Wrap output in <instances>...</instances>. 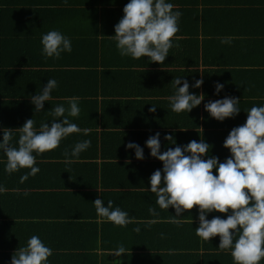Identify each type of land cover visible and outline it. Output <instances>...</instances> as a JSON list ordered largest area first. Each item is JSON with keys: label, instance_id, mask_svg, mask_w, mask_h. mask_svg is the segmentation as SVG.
Wrapping results in <instances>:
<instances>
[{"label": "crops", "instance_id": "obj_1", "mask_svg": "<svg viewBox=\"0 0 264 264\" xmlns=\"http://www.w3.org/2000/svg\"><path fill=\"white\" fill-rule=\"evenodd\" d=\"M47 1L0 0V129L18 128L29 118L39 128L42 122L52 120V107L63 104L67 109V98L78 97L79 116L69 117V121L90 131L87 135L72 133L57 148L36 156L41 171L29 177H55L57 162H63V168L74 166L75 174L82 176H88L95 163L101 166L115 161L119 167L127 168L129 158L115 155L105 146L120 139L119 144L124 147L157 132L163 135L161 138L166 134L174 137L172 143L178 145L204 139L209 143L210 154L222 150L220 155H229L222 142L230 129L244 123L245 110L264 104V0H169L180 8L175 10L182 15L179 30L172 38L173 47L162 64L150 62L146 56L134 60L119 55L110 36L114 35V25L122 17L121 8L128 0H68L93 1L98 5L93 11L79 10L77 5L70 12L57 11L56 2L50 6ZM76 11L81 12L79 17L74 15ZM52 29L70 38L72 51L52 58L51 66L61 68L62 64L63 72L71 79L66 94H56V88L53 89L51 99L43 102L42 111L34 113L30 98L45 85L47 75L42 70L49 65L44 63L40 38ZM224 37H232L231 43L222 44ZM74 65L77 69L88 71L96 67L102 71V87L106 91L94 94L96 84H91V73L77 76L71 67ZM68 73L83 81L77 82ZM49 77L56 80L57 76L55 73ZM180 77L182 83L184 79L189 82L190 93L203 94L204 99L189 113L177 114L167 98L175 92L172 80ZM196 79H203V83L192 88ZM216 82L224 85L219 94H214ZM94 96L99 102L96 112L91 113ZM225 96L237 97L241 111L221 122L208 115L204 104ZM139 100L144 106L137 105ZM153 106L155 111H150ZM18 135L14 133L13 146ZM85 139L91 141L90 147L78 158L69 157L72 162L67 163L65 151L71 153L75 143ZM0 160H6L2 153ZM45 163L48 164L42 169ZM23 170L28 171L21 169L13 174ZM118 175L127 176V169H120Z\"/></svg>", "mask_w": 264, "mask_h": 264}, {"label": "clouds", "instance_id": "obj_2", "mask_svg": "<svg viewBox=\"0 0 264 264\" xmlns=\"http://www.w3.org/2000/svg\"><path fill=\"white\" fill-rule=\"evenodd\" d=\"M62 3L67 5L68 0H62ZM173 8L169 0H128L122 8V17L114 25V35L110 36L119 55L134 60L146 56L150 62L162 64L173 47L172 38L179 30L178 21L182 15ZM231 40L232 37H224L221 43L230 44ZM40 43L41 54L46 58H59L62 53L72 51L70 38L58 29L43 33ZM181 81L182 77L172 80L175 92L167 98L171 110L177 114L189 113L204 99L203 94L189 92L190 85L186 79L183 83ZM202 83L203 79H196L191 87L199 88ZM56 87L57 81L49 78L41 91L31 96L34 113L42 111L43 102L51 99L50 94ZM223 87L216 82L214 94H219ZM78 102V97H70L67 98V109L63 104L52 107V120L42 122L39 128H35L33 119L29 118L18 128L0 129V153L6 158L2 161L4 172L10 175L28 169L20 177L23 183L40 171L36 156L57 148L61 140L72 133L87 135L89 129H80L69 121V117L79 116ZM238 104L237 97L225 96L206 102L204 110L211 118L222 122L239 114L241 108ZM149 110L155 111V107ZM245 112L244 123L232 127L222 142V147L229 152L223 161L216 156L205 159L209 143L204 139L190 140L161 152L160 133L149 136L145 146L150 150L151 157L162 162V168L151 173L146 191L155 194V203L160 209L168 210L169 206L174 209L175 214L169 217V223L181 224L183 213L197 206V237L209 241L218 234L219 244L216 247L220 251H229L233 264H260L264 259V104L253 105ZM15 132L19 135L13 146L11 141ZM165 139L171 137L166 134ZM90 145V140L78 141L71 153L65 151V161L71 163L69 157L78 158ZM125 148L134 149L136 159H144L143 148L139 144L130 141ZM5 191L6 188L0 184V195ZM24 194L27 195L26 192ZM92 204L98 223L110 222L124 227L132 222L127 211L119 206L113 207L112 200L105 205L98 196ZM149 212L153 216L158 215L153 208H149ZM213 212L226 216L213 215L208 219ZM32 222L38 220L33 218ZM155 222L150 220L148 223ZM135 231L139 232L140 228ZM112 253L120 257L125 249L119 245ZM52 255L53 249L34 234L27 239L25 246L15 250L10 264H50L48 258Z\"/></svg>", "mask_w": 264, "mask_h": 264}, {"label": "trees", "instance_id": "obj_3", "mask_svg": "<svg viewBox=\"0 0 264 264\" xmlns=\"http://www.w3.org/2000/svg\"><path fill=\"white\" fill-rule=\"evenodd\" d=\"M55 2L56 10L63 12L75 11L77 5L79 10L87 11H93L98 6L93 1H68L65 5L62 0H48L46 5ZM175 9L180 8L174 7L173 11ZM80 14L81 12L76 11L74 15L79 17ZM44 63L49 64L42 70L47 75L44 83L51 78L49 76L56 73V94H66L71 78L63 72L65 66H51L54 61L50 57ZM71 67L75 68L72 70L77 76L80 73H91V84H96L94 94L96 91L97 95L106 91L102 87V71L96 67L88 71L78 66L77 69L75 65ZM68 74L76 77L75 74ZM76 78L77 82L83 81L81 77ZM93 98L91 113L96 112V102H99L95 96ZM136 103L144 106L142 100ZM161 136L163 135L159 137L161 152L178 145L172 143L174 137L166 140ZM146 140L136 142L143 148L142 160L135 158L134 149H126L125 144L124 147L123 144L120 145V139L117 143L105 146V149L115 155H126L130 160L129 165L127 168L122 165L121 168L115 161L101 166L95 163L88 176L76 175L74 166L63 168V162H57L55 177H28L21 183L20 177L25 171L9 175L4 172V163L0 160V184L6 188L5 193L0 195V264H10L15 250L25 246L27 239L34 234L53 249V255L48 258L50 264H233L229 251L217 249L218 234L209 241L201 240L195 235V227L198 225L197 206L194 205L193 209L183 213L181 224L169 223V217L175 214L174 209L171 206L168 210L160 209L155 203V194L146 191L149 187L148 178L152 173L150 170L162 168V162L149 155L150 150L145 146ZM219 152L222 150L208 154L220 158L228 156L220 155ZM120 169H127L128 175L119 176ZM54 170L55 166L52 171ZM212 171L215 174V169ZM140 185L143 188L136 189ZM98 196L104 200L105 205L108 200H112L113 207L119 206L127 211L132 222L124 227L114 226L110 222L98 223L92 204ZM149 208L155 209L158 215L153 216ZM213 215L226 216L213 212L207 218L211 219ZM33 218L38 222L33 223ZM150 220L156 222L149 224ZM137 227L140 228L139 232L135 231ZM119 245H123L125 253L117 257L112 252ZM260 264H264V259Z\"/></svg>", "mask_w": 264, "mask_h": 264}]
</instances>
